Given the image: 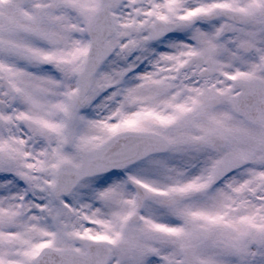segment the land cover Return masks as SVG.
Returning <instances> with one entry per match:
<instances>
[{"label": "snow or ice", "instance_id": "1", "mask_svg": "<svg viewBox=\"0 0 264 264\" xmlns=\"http://www.w3.org/2000/svg\"><path fill=\"white\" fill-rule=\"evenodd\" d=\"M0 264H264V0H0Z\"/></svg>", "mask_w": 264, "mask_h": 264}]
</instances>
